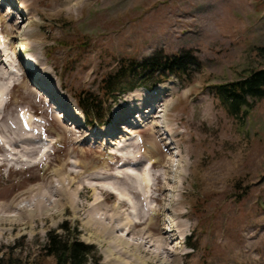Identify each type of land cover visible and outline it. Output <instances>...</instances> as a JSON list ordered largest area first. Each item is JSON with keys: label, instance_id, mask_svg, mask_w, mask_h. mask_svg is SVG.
<instances>
[{"label": "rangeland", "instance_id": "374dc122", "mask_svg": "<svg viewBox=\"0 0 264 264\" xmlns=\"http://www.w3.org/2000/svg\"><path fill=\"white\" fill-rule=\"evenodd\" d=\"M16 1L0 7V257L18 242L34 257L68 220L109 264H264V97L234 115L213 89L264 66V0ZM183 49L200 62L190 79L124 93L103 125L62 119L84 115L75 94L100 95L120 59ZM161 85L128 142L89 134Z\"/></svg>", "mask_w": 264, "mask_h": 264}, {"label": "trees", "instance_id": "16d2710c", "mask_svg": "<svg viewBox=\"0 0 264 264\" xmlns=\"http://www.w3.org/2000/svg\"><path fill=\"white\" fill-rule=\"evenodd\" d=\"M199 66L200 62L193 49L171 54L156 50L141 61L123 58L118 68L103 78L100 95L83 90L77 92L75 97L87 124L90 127L103 125L110 116V102H115L125 92L138 86L152 89L157 83L172 76L190 79L194 68ZM213 89L232 114L247 115L255 100L264 97V66L251 69L248 74L236 80L216 84ZM20 244L18 242L11 246L9 254L0 257V264H44L45 257L54 258L55 264H108L98 245L85 241L79 226L71 225L68 220L59 228L48 231L41 251L34 257L18 255L15 249Z\"/></svg>", "mask_w": 264, "mask_h": 264}, {"label": "bare ground", "instance_id": "6f19581e", "mask_svg": "<svg viewBox=\"0 0 264 264\" xmlns=\"http://www.w3.org/2000/svg\"><path fill=\"white\" fill-rule=\"evenodd\" d=\"M14 2H17L16 0H11L10 3L12 4V7L13 9H16L17 10V6ZM20 9H23L22 5L21 7H19ZM0 28H1V18H0ZM1 35V33H0ZM2 36V35H1ZM23 43V41L21 42ZM0 44H3L0 40ZM18 45V44H17ZM3 47V46H2ZM4 48V47H3ZM17 48H21V46L19 45V47ZM5 52L7 53L6 49L4 48ZM5 53V54H6ZM11 57V56H10ZM9 54L7 53L6 54V57H5V60L6 61H9ZM27 65H30V63H32L33 66H35L36 62L34 61V57L31 55V56H28L27 57ZM42 81V80H41ZM48 85L47 81L46 80H43V85ZM41 85V88H43L44 86H42V84H39ZM147 91V90H146ZM165 91H168V89L166 88V86H162L159 87L158 89L155 90V92L153 94H149L148 95V98L147 100H144L142 101L141 104L139 105H136V104H133L131 107L130 110H127V111H122L121 113H119V116H118V122L117 123H113L108 129H107V132L106 134H101L100 132H98L97 130H91L89 132V134H92L94 137H97L96 139L100 138L101 136H103L104 138V141L106 140L108 142L109 139H111V143L114 144V143H117V142H126L127 139L124 138V137H128L127 135H132L134 134L135 131H133V129H135L134 127H136L135 125H141V126H146L150 123L151 121V118H156L157 116V111H158V107H159V101L160 99H162L161 97L162 96H159V94H163ZM135 93V92H134ZM136 95V94H135ZM137 96V95H136ZM135 97V96H134ZM138 97V96H137ZM136 97V98H137ZM156 98L155 101H153L154 99ZM138 100V99H137ZM59 104V107L60 106V103L61 102H57ZM146 103H148L149 105L148 106H144ZM64 106H66L65 104H63ZM62 109V108H61ZM62 111H64L62 109ZM65 111H68L67 113V116L69 117V119H71L74 123L73 125L79 123V122H82V116H80L77 112H71L67 109V107L65 108ZM147 112L148 114H145L144 116L141 115V112ZM128 113V114H127ZM132 113H134V115H132ZM71 114V115H69ZM61 116H65V113H63ZM141 116V117H140ZM165 116V115H164ZM140 117V118H139ZM160 117V116H158ZM127 121V122H126ZM161 125H158V124H154L153 127L157 128V127H160ZM120 129H123V131H125V133H122ZM132 133V134H131ZM128 142V141H127ZM150 160V159H149ZM152 160V159H151ZM159 162L158 160H152V161H149L150 165H152V167L157 163ZM137 166V165H136ZM135 166V167H136ZM134 166L131 167V171L133 173V182L135 184V186L139 185V181H141L140 179H143L144 180V183H145V186H150L151 182L149 181L150 179V176L148 175V172L144 173V174H141L139 172V170L137 168H135ZM132 178V179H133ZM144 189V188H143ZM150 189V188H149ZM114 190H116L117 193H119L121 195L120 197V201L121 198L123 197V193L121 192H118V190L116 189V187H114ZM147 194V197H148V192L147 190L145 189L144 190ZM151 191V190H150ZM125 200V199H124ZM135 202V201H134ZM151 216V215H150ZM138 219H139V216H138ZM134 221V220H133ZM138 225V223L135 225V227ZM170 230V229H169Z\"/></svg>", "mask_w": 264, "mask_h": 264}]
</instances>
